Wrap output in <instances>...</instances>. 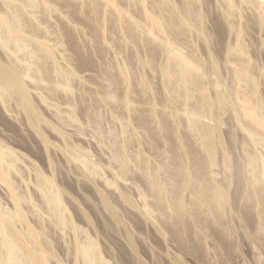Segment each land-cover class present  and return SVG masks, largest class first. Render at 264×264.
Returning <instances> with one entry per match:
<instances>
[{
    "label": "bare ground",
    "instance_id": "bare-ground-1",
    "mask_svg": "<svg viewBox=\"0 0 264 264\" xmlns=\"http://www.w3.org/2000/svg\"><path fill=\"white\" fill-rule=\"evenodd\" d=\"M60 1L77 15L79 14L78 16L82 15L84 10L88 8V12L90 10L95 12L102 24L106 21L109 23L116 21L115 23H118L130 34L131 37L129 38H132L134 43L140 42L144 48L146 47L148 57L142 62L140 61L143 67H155L152 60L157 52L162 53L165 58L163 66L155 68L161 78L166 102L175 110L168 112L161 107H156L152 101L151 85L144 81L141 82L142 86L140 85V87H143V92L146 91L152 97L150 96L148 102L145 101L146 99H141L138 104L132 105L126 91L130 76L128 68L126 69L123 65L116 70V67H105L103 74L108 84L102 90V94L97 93L98 95H96V97L100 96L103 101L119 107L122 111L134 109L140 124L146 127L145 131L149 135L146 140L150 148L159 157L160 176L155 169L148 168L144 164L140 155L132 156L129 154L131 140L135 141L138 138L134 134L125 143H121L123 145L120 148L116 149L117 143L114 141L116 143L114 144L115 150L112 149L113 152L110 156L113 157L114 162L117 161V165H120L122 171H126L132 162L135 169L142 173L150 195L149 202H151L154 212L146 208L147 201L140 192L138 195L141 200V207H134L126 191H118L117 189L116 192L117 186L114 185L113 181L114 184L106 183L107 188L112 193H117L122 205L131 206L134 213L142 221L153 223L152 219L157 218L167 232L178 242L182 250L195 251L196 243L200 246L203 245L200 244L202 231L216 230L221 234L228 233L225 224L226 211L229 212L235 205H238L247 217H257L255 233H263L264 222L260 219L262 218V207H264V148L261 147H264V99L258 95L259 75L261 73L260 76H262V71H259L256 65L244 58L237 66H230L233 68L229 72L232 81L228 86L222 88L218 83L216 67L213 65L211 56H209V63L212 75L209 76L204 74L203 65L197 56L194 54L188 56L174 44L162 39L165 38L164 33L167 32L174 35L175 38L186 41L189 32L191 34L194 29L199 31L198 35H201L202 38L208 37L205 36L202 28L203 13L196 9V2L199 0H181L180 9L170 0H135V5L138 4L139 7L140 19L128 14L127 11H124L125 9L123 10L119 6L118 2L123 0H85V3L84 1L81 3L82 0ZM232 1L225 0L226 8L222 11L224 12V19H222H228L229 23L235 8L233 6H236L233 5L234 2ZM147 2H150L151 10L146 8ZM199 3L201 2L199 1ZM243 4L255 7L256 13V8H258L260 16L258 15L256 24L261 25L264 22V0L257 2L247 0ZM0 5L4 8V11L0 10V53L6 57L10 56L12 60L11 62L9 57L10 61L8 60V62L10 63H4L0 60V105L3 107L4 102L8 99L16 101L20 110L25 114L31 132L37 138V143L40 144L42 153L45 155L52 146L40 132V125L50 126L43 121L39 114L31 97L34 95L30 94L28 84L36 89L45 88L49 91H47L48 93L56 94L59 91L64 95L72 96L75 94L72 89V82L77 78L70 68H62L55 61L57 56L55 57L54 54L57 51L54 48L56 47L53 48L52 44H48V40L44 39L45 41H43L34 36L33 32L44 31L46 34L48 30L40 27V24L36 22L38 21L36 16V20L34 16L32 17L33 14L36 15L35 13H32L31 16L29 13L31 10L33 12V9L37 10V8L42 9L41 13L43 14L49 12L52 6L47 0H0ZM38 12L40 11L38 10ZM99 22L98 24H100ZM229 23L226 22L229 26L227 29L232 32V25L230 26ZM26 28H30L31 31L26 33L24 30ZM229 31L227 30V32ZM237 31L236 34L240 38L239 35L242 31ZM99 32L101 33V31ZM242 52L240 44H236L231 51L234 56L240 59ZM58 57L60 58V56ZM51 74L55 79H48ZM122 85L125 86L124 90L121 89L122 91L119 92ZM209 89L212 96L207 92ZM37 93L39 94L40 91ZM94 96L89 91H82L80 101ZM192 103H195V107L189 106ZM179 104L181 107L176 108ZM72 109L70 110L69 107L70 116L66 117L71 119L70 121H74L75 117ZM204 116H207L210 121L203 120ZM226 116L243 122L241 125L238 123L235 126L242 135V138H239L242 142L240 148L242 155L240 156L235 152L237 144L230 135H228L227 141H222L220 138L222 130L220 119L222 120ZM155 117L160 120L159 129L171 140L167 153L162 152L157 144V139L154 138L148 128L149 121ZM62 122L64 121L62 120ZM181 122L184 123L189 132L198 137L200 149L205 156L202 159L200 153L188 151L187 154L194 163V172L192 173L184 167L179 156L181 151L186 153L184 145L180 144L179 141L177 142L176 139ZM123 126H128V123L123 122ZM96 132L99 133L100 131ZM56 133L62 139L66 137L63 131L59 130ZM115 134L114 131H111V137H114ZM71 149L69 159L75 164H80V169L83 170L85 177L81 176L86 178L85 181L95 178L96 175L98 177L100 169L90 163L87 153L85 152V154L83 151H79L80 149L77 150L73 147ZM218 150L221 151L220 158L217 157ZM18 155L16 152L0 146V188L5 191L6 198L8 197L11 204V209L0 204V264H62L52 249V244L48 238L49 229L45 221L51 223L55 229L64 232L69 231L72 234V245L67 251L71 253L74 264H108L102 257L99 245L94 239L86 234H83L85 236L82 238L78 237L80 230L70 220L61 201V192L56 187L53 178L36 175L34 190L43 202L45 215L40 214L29 201L24 200L22 193L20 194L19 189L16 188L18 185L14 181V176L19 172L17 164L21 160ZM219 160L222 166L221 177H217L215 170H213V166H216ZM47 162L48 160H46ZM75 167L78 166L75 165ZM94 178L92 180H95ZM91 187L94 188L95 186ZM96 191L95 193H97ZM97 194L98 206L109 216L112 223L107 225V228L115 234L119 230L118 228L122 227L119 213L108 202L109 194L107 196V194L102 193V190L101 192L99 190ZM25 203L29 205L31 213L36 218L35 225L29 223L27 219ZM79 212L84 221L91 226L84 213ZM158 234L160 235V232ZM125 245L132 257L135 256L136 249L132 236L126 237ZM136 259L138 260V258Z\"/></svg>",
    "mask_w": 264,
    "mask_h": 264
},
{
    "label": "rangeland",
    "instance_id": "rangeland-1",
    "mask_svg": "<svg viewBox=\"0 0 264 264\" xmlns=\"http://www.w3.org/2000/svg\"><path fill=\"white\" fill-rule=\"evenodd\" d=\"M47 1L52 6V9L46 13L47 15L41 13L42 9L40 8H37V10L33 9V12L32 10L31 12L29 11L30 13L28 12L29 16L35 13L36 15L33 14L32 17L34 16V19L37 17L38 21L36 22L40 24V27L42 26V29L44 28V30L46 29L49 32H46V34L44 31L33 32L34 36L43 41L48 40V44H52L53 48L56 47L54 48L57 51L55 52L56 55L54 54L55 57L57 56L55 61L62 68H70L78 80L75 79L72 82V89L75 93L72 95L73 97L64 95L59 91L56 94L48 93L49 91L45 88L36 89L32 88L34 86L31 84H28L30 94L34 95L31 97L39 114L43 121L50 126L40 125V132L51 143V146L54 147L53 149H51L52 147L49 148V152L47 150L45 155L42 153L40 144L37 143V138L31 132L32 130L28 125L29 123H27L25 114L20 110L16 101L8 99L4 102L3 107L0 105V146L14 151V153L16 152L17 155L19 154V159H21L17 164L19 172L14 176V181L18 185L16 188L20 190L17 189L20 194L22 193L21 195L24 197V200L29 201L40 214L45 215L43 202L39 195L35 193L36 190H34L36 175L53 178L56 187L61 192V201L70 220L80 230L78 237L82 238L85 236L83 234H86L94 239L99 245L102 257L108 264H264V232L261 234L255 233L258 218L254 216L247 217L238 205L231 208L229 212L226 211L225 224L228 233L221 234L216 230H212L211 232L202 231L200 233L202 238L200 244L203 245L200 246L196 243L194 246L195 251L182 250L178 242L167 232L157 218L152 219L153 223L142 221L134 213L131 206L122 205L116 193L117 189L118 191H126L129 194L134 207H141V200L138 195L140 192L147 201L146 208L154 212L151 202H149L150 195L142 173L135 169L132 162L126 171H122L120 165H117V161L114 162L113 157L110 156L113 152L112 149L115 150V146L116 149L120 148L123 145L121 143H125L127 139L131 138L132 134L136 135L138 137L137 140H131L129 154L132 156L136 154L140 155L144 164L148 168L155 169L160 176L159 157L150 148L146 140V137H149L145 131L146 127L140 124L137 119L138 115L134 109L122 111L119 107L103 101L100 96H97L99 98L96 97V95L102 94V90L108 84V81L104 78L103 71L106 66L116 67L115 70L119 67L121 68L122 65L126 69L128 68L130 77L126 91L130 103L132 105L138 104L141 99H146V102L150 101L151 95L146 91L143 92V87H140L141 82H149L152 88V101L155 103V106L169 112L175 109L166 102L163 86L160 81L161 78L155 68L163 66L165 58L162 53L157 52L152 60L155 67H143L141 62L148 57L146 47L144 48L140 42L134 43L131 40L132 38H129L131 37L130 34L123 27L119 26L118 23H115L116 21L110 22H114L113 24H110L109 21L102 24V21L97 17L95 12H91L90 10L89 12L92 13L90 14L88 8L84 10L82 13L84 17H82L81 14L78 16L79 14L77 15L60 0ZM83 1L85 3V0L80 2L83 3ZM170 1L180 9L181 0ZM199 1L196 2L197 7H195L203 13L204 22L202 28L205 36L209 38H202L201 35H198L199 31L194 29L191 34L189 32L186 41L175 38L174 35L167 32L164 33L165 38L162 39L174 44L188 56L192 54L197 56L203 65L204 74L206 73L209 76L212 75L209 63V56H211L213 65L216 67L218 83L222 88L228 86L232 81L231 74L229 73L233 69L231 67L237 66L245 58L256 65L259 71H262V76H260L261 73L259 75L258 95L264 99V22L261 24L263 26L256 24V19L260 16L258 8H256V13L255 7L243 4L247 0H231L235 3L233 5L236 6H233L235 8L230 16L229 23L228 19L223 20L224 12L222 11L226 8V4L224 5L226 3L225 0ZM257 1L255 0V2ZM119 2V6L123 10L125 9L124 11L140 19V14H138L140 13L138 11L139 7L137 3L135 5V0H123ZM147 4L146 8L149 10L151 7H149L150 2H147ZM0 10L4 11L1 5ZM94 16L95 18H93ZM226 22L230 26L232 25V32L227 29L229 26ZM101 26L104 27L102 28ZM24 30L26 33L31 31L30 28ZM237 30L242 31L239 35L240 38L236 34ZM97 33L101 34V36ZM236 44L242 46L241 59L231 53L232 48ZM5 57L6 55L3 56L0 53V60L4 63H10L8 62L10 56H8L9 59ZM48 79L55 78L51 74ZM120 87L119 92L124 90L125 86L122 85ZM33 90H38L41 94L39 93V95L38 91H35V93ZM82 91H89L95 96L80 101ZM207 92L212 96L210 89ZM189 106L195 107V103ZM69 107L70 110L73 108L74 121L66 118L70 116ZM180 107V104L176 106V108ZM203 120L206 122L210 121L207 116H204ZM123 122H127L128 126H123ZM159 122L160 120L157 117L151 119L148 123V128L154 138L157 139V144L162 149V152L167 153L171 140L159 129ZM220 123L222 129L221 140L227 141L228 135H230L237 144L235 152L239 154H237L238 156L242 155L240 151L242 145L240 139L242 135L237 131L235 126L238 123L241 125L243 122L226 116L222 120L220 119ZM59 130L65 133V140L56 135V132ZM98 130L100 131L99 133L96 132ZM111 131L116 133L114 137H111ZM176 139L186 149V153L183 151L179 153L184 167L191 173L194 172V163L192 158L187 154L188 151L200 153L202 159L205 157L200 149L198 137L194 133L189 132L184 123L181 122ZM114 144L116 145L114 146ZM71 147L87 153L85 154L89 157L90 163H93L100 169L98 173L99 178L96 175L95 178L93 177L95 180L91 178L85 181L86 178L84 179V172L80 169V164H75L69 159ZM261 147L264 148L263 146ZM62 155L68 156L63 157ZM220 155L221 151L218 150L217 157L220 158ZM46 160H48L47 163ZM75 165L78 167H75ZM213 170H215L217 177H221L222 166L220 160L216 166H213ZM109 182L117 186L116 192H113L114 196L110 189L107 188L108 185L106 183L108 184ZM91 186L95 187L92 188ZM95 190H97V193L99 190L100 192L102 190V193L107 194V196L109 194L108 202L119 213L122 227L118 228L119 230L115 234L111 233L107 228V225H111L112 223L109 216L98 206L99 201L98 196H96L98 194L95 193ZM1 191L4 190H0V204L5 208L11 209V204L8 197L6 198L5 191ZM26 205L24 207L27 208V219L29 223L35 225L36 218L31 213L29 205ZM262 208V218L260 220L264 222V207ZM79 211L84 213L90 221L91 226L84 221ZM45 222L49 229L48 238L52 244L56 258L62 264H74L71 253H68V249L72 245V234L69 231L64 232L55 229L51 223ZM155 230L159 231L160 235ZM129 235L132 236L134 241L136 249L134 254L136 257L134 255L132 257L125 245L126 237Z\"/></svg>",
    "mask_w": 264,
    "mask_h": 264
}]
</instances>
